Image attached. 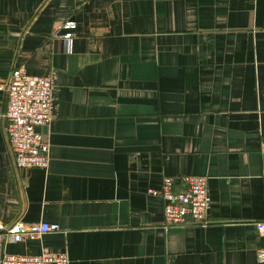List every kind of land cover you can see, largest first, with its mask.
I'll use <instances>...</instances> for the list:
<instances>
[{
	"label": "crops",
	"instance_id": "1",
	"mask_svg": "<svg viewBox=\"0 0 264 264\" xmlns=\"http://www.w3.org/2000/svg\"><path fill=\"white\" fill-rule=\"evenodd\" d=\"M22 63L54 80L50 161L17 166L0 123V221L60 230L7 252L264 264V0H0V84ZM185 174L208 176V222L166 226L149 188Z\"/></svg>",
	"mask_w": 264,
	"mask_h": 264
},
{
	"label": "built area",
	"instance_id": "2",
	"mask_svg": "<svg viewBox=\"0 0 264 264\" xmlns=\"http://www.w3.org/2000/svg\"><path fill=\"white\" fill-rule=\"evenodd\" d=\"M64 37L69 39L72 34L65 33ZM0 88L7 93L6 108H0V123L4 122L15 164L21 168L47 167L50 142L41 127L49 125L55 115L52 75L30 73L22 63L14 66L7 84H0ZM260 151L264 153V137ZM181 182L183 187L176 188L174 176L165 175L160 187L149 188L151 193L161 195L165 201L166 226L207 223L212 202L208 176L185 174ZM258 228L264 233V223H259ZM58 230V223L0 221V264H69L68 252L26 255L9 253L5 249L7 243ZM258 259L264 263V247L258 250Z\"/></svg>",
	"mask_w": 264,
	"mask_h": 264
}]
</instances>
